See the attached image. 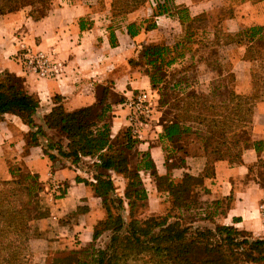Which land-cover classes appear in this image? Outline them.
I'll return each instance as SVG.
<instances>
[{"label":"trees","instance_id":"16d2710c","mask_svg":"<svg viewBox=\"0 0 264 264\" xmlns=\"http://www.w3.org/2000/svg\"><path fill=\"white\" fill-rule=\"evenodd\" d=\"M54 1L0 0V16L27 8L28 16L39 21L47 16ZM97 1L99 0H95V3ZM149 1L110 0L108 16L113 20L114 15H128ZM153 1L152 18L143 22L146 23L145 30L155 27L156 17L176 13L179 14L178 20L182 26L181 34L176 37L172 46L164 43L142 44L138 49V59L130 60L129 65L148 77L150 90L158 93L159 106L168 107L166 114L171 115L169 120H160L162 133L159 141L166 161L169 159L168 155L175 156L178 152H181L182 158L178 157L174 164H167L165 175L157 173L148 153L137 151L138 142L131 136L128 128L111 137V105L125 101L123 96L112 92L111 82L97 88V102L92 106L65 111L60 99L54 98L57 104L44 116L43 125H38L33 116L39 108V99L25 91L21 78L8 71L0 72V121L6 114L18 117L30 129L25 138L27 146H40L43 154L53 164L61 162L58 157L70 160L72 165H77L83 158L92 160L90 177L76 176L75 182L87 186L92 196L101 200L103 217L94 225L91 240L94 242L103 232H109L108 243L103 249H95L88 244L77 253L60 252L52 264H135L138 261L140 264H218L211 259V255L222 258L219 262L221 264H264V238L254 239L246 231L208 218H199L194 223L209 222L214 224L213 229H193L192 224L182 223L184 214L191 209L192 203L187 200L194 190L197 192L202 189L207 193L203 180L214 175L215 162L226 161L230 166L242 162L243 153L247 149L245 142L231 139L229 156L224 157L221 151L228 144L224 137L236 130L243 131L250 127L253 107L260 96L264 98V91L261 94L254 92L251 95H239L231 89L229 103L232 107L229 110L228 126L221 119V110L211 111L210 106L203 107L192 102L202 98V94L190 91L184 98H178L181 92L177 94L175 89L181 81L163 88L167 79L166 70L177 60L184 58L185 48L190 44L188 39L192 37L191 32L197 29L192 28L196 18H190L186 8L172 10L173 7L168 6V0ZM79 26L84 28L82 20ZM140 28L141 25L129 24L127 34L134 37ZM108 36L110 45H114L111 29ZM226 38V45L246 46L244 60L257 61L260 66L258 71L250 73L252 90H264V27L245 28ZM200 45L204 47L203 43ZM230 78L234 82L232 73ZM188 98L193 100L187 101ZM190 112L195 115L190 116ZM195 121L208 132V136L203 132L199 133V149L205 158V167L202 175L184 173L180 180L175 181L170 177V166L185 167V157L195 155L181 144L185 135L193 129L188 123ZM62 142H66V150H63ZM253 148L257 153L262 152L264 144L254 141ZM132 153L137 157L134 170L129 168ZM256 164L262 166L264 174V160L259 159ZM252 167H249V172ZM108 171L121 175L126 180L123 198L114 196V185ZM8 172L11 179L3 182L0 188V264H24V242L35 235L30 223L46 214L45 209L33 201L34 194L41 191L42 183L24 163H18V167L9 166ZM142 173H149L159 192H167L170 210L177 214L144 220L134 217L138 204L141 203L140 207H143L142 203L147 202L146 190L140 179ZM261 185L264 187V183ZM64 195L65 189L61 190L59 198ZM225 200L229 201V197ZM124 204L128 208V222L121 214ZM170 219L173 221L170 222Z\"/></svg>","mask_w":264,"mask_h":264},{"label":"crops","instance_id":"0c3cea01","mask_svg":"<svg viewBox=\"0 0 264 264\" xmlns=\"http://www.w3.org/2000/svg\"><path fill=\"white\" fill-rule=\"evenodd\" d=\"M92 1L55 0L47 16L39 21L28 16L27 8L0 16V72L8 71L21 78L25 91L39 99V108L33 116L38 125H43L44 116L57 104L54 98L60 99L65 111L92 106L97 102V88L111 82L112 92L125 99L121 104L111 105L113 117L110 130L111 137H115L127 128V103L137 93L151 91L148 77L129 65V61L138 59V49L142 44L164 42L172 46L176 37L181 34L182 26L178 20L179 14H164L155 18L153 29L145 30L146 23L143 22L152 18L153 12L148 2L146 9L136 10L121 22L111 24L115 44L110 45L107 29L111 21L108 16L109 2L104 10H96L95 0ZM168 3L173 7L172 10L186 8L190 18L213 14L224 7L226 18L222 24L224 31L231 35L253 26L264 27V0H168ZM81 20L83 29L79 26ZM89 23L92 25L89 26ZM132 23L141 25L134 37L127 34V26ZM215 30L211 21L200 29L201 32L209 31L211 39ZM21 42L34 49L52 50L61 63V74L56 79H40L23 71L17 59ZM245 48V45H229L228 57L233 63L236 90L242 94H248L252 90L250 73L257 64V61L243 59ZM155 123V129L148 135L144 134V140H137L136 148L139 153H148L157 173L165 175V152L159 141L162 126L158 120ZM29 130L18 117L10 114L4 115V120L0 121V180L10 179L7 161L21 160L31 173L38 176L40 182L52 183V190L54 187L65 189V195L57 201L58 211L66 214L81 202L88 206L84 225L75 226V231H81L78 234L80 239L84 236L85 242L89 241L93 224L96 219L103 217V210L99 199L92 196L88 187L76 183L75 177H81L83 172L82 177L87 178L88 173L78 166L82 160L91 159L83 158L77 165H72L70 160L58 157L61 162L53 164L43 154L40 146H27L24 136ZM249 137V146L245 149L239 165L230 166L226 161L215 162L214 175L203 180V186L207 190L204 197L210 203L208 210H212V218L217 223L246 231L254 239H263L264 187L261 184L264 179L261 183L258 176L256 179L252 178L249 167L254 166L259 159L264 160V151L257 153L253 148L254 141L264 144V99L259 100L253 107ZM62 145L63 150H66V142H62ZM52 153L56 154L55 151ZM176 159L178 158H169L168 165L176 163ZM204 167L205 158L201 154L190 155L185 157V167L170 166L169 173L177 181L184 173L202 175ZM141 175L151 182L149 185L152 195L146 189L148 198L154 196L156 200L151 211L159 212L165 204L163 202H169L168 194L157 190L149 173ZM227 197H231L229 201L225 200ZM222 200L228 202L223 212L217 209L221 203H216ZM45 223L46 221L43 226Z\"/></svg>","mask_w":264,"mask_h":264},{"label":"rangeland","instance_id":"374dc122","mask_svg":"<svg viewBox=\"0 0 264 264\" xmlns=\"http://www.w3.org/2000/svg\"><path fill=\"white\" fill-rule=\"evenodd\" d=\"M107 2L110 0H99L95 3L96 10H104ZM170 3H168L169 5ZM171 5V4H170ZM147 3H143L136 10L139 9H146ZM135 10V11H136ZM226 10L223 7L222 9H218L214 11L213 14H204L199 17H196V21L192 24V28L195 29L192 33V37L190 40V44L187 45L184 51V58L177 60L174 65H172L168 70L167 79L165 80L164 84L162 85L163 88H167L170 85L174 84L176 81H181L180 85L176 87L177 94L181 92L178 98H184L187 92L195 91L197 94H202L203 97L199 100L197 99H190L188 98L187 101L194 102L195 104H201L203 107L210 106L214 110H221L223 114L222 120L227 123L229 126V110L231 109L232 105L229 103V91L236 92L239 95H251L254 92H258L261 94L264 90H250L248 94L238 93L236 90L237 82L234 79V82L230 78V74L232 73L235 78V74L233 73V63L228 59L229 57V45H226L227 38L226 36L229 35L226 31H224V26L222 24L223 20L226 18ZM127 15H114L113 20H111L109 29H111V24L113 22L119 23L125 18ZM151 20V18L147 19ZM146 21V20H145ZM212 22L216 30L214 31L213 39L211 36L208 35L209 31H200L205 26L208 25V22ZM108 29V28H107ZM164 43V42H162ZM200 43L204 44V47L200 45ZM238 52V51H235ZM231 54V53H230ZM232 55V54H231ZM234 59V57H233ZM258 63L254 65L252 72L258 71L259 69ZM231 72V73H230ZM182 80L185 82L183 83ZM251 81V79H250ZM252 85V84H251ZM150 90V89H149ZM167 90V89H166ZM150 93H155L156 97V104H154L152 108L151 114V122L148 129L145 131V134L148 135L150 131L155 129L153 127L156 124V120H158L159 124L161 125V119L166 118L169 120L171 115H167L166 112L168 111V107H160L159 106V97L157 91H147ZM168 93V92H167ZM264 99L263 96L257 100ZM181 104V103H180ZM173 113H175L173 111ZM190 116H194L195 113H188ZM4 120V118L2 119ZM154 123V124H153ZM188 125H191L193 129L186 134L184 139L182 140V145L186 146L188 152L193 153L195 155L201 154L200 142H199V133L203 132L206 136H208V132L206 131L203 125L198 124V122H190ZM198 134H197V133ZM28 133V132H27ZM25 134V138L26 135ZM250 127L245 130H236L231 134H227L224 139L228 143L225 148L221 151L222 155L229 156V141L231 139H236L240 141H244L246 147L249 146L250 142ZM132 136V135H131ZM136 140V139H135ZM137 141V140H136ZM232 151L230 150V153ZM178 155V156H177ZM177 155L170 156L168 155L167 158H182L181 152H178ZM91 161V160H90ZM89 160H82L79 164V168L82 171H86L88 176L90 177V173L92 172V163ZM166 161V160H165ZM18 163L23 164L21 160H9L7 161V167H18ZM137 157L134 153L130 157L129 161V168L134 170L136 168ZM166 164L168 162L166 161ZM251 176L252 178L256 179L258 176L259 181L261 183L264 179L263 169L262 166L259 164H255L251 169ZM10 175V174H9ZM84 176L83 172L81 177ZM87 176V177H88ZM114 185V196L123 198L124 186L126 184V180L121 175L110 174ZM86 178V177H82ZM152 178V177H151ZM11 179V176H10ZM9 179V180H10ZM140 179L145 186V190L147 189L150 194L151 182L147 180L145 176L140 175ZM6 180V181H9ZM152 184L155 185V181L152 178ZM5 181L0 180V188L2 183ZM42 183L41 191L35 193L33 196V201L35 204L39 205L40 207L44 208L46 214L43 218L37 219L30 223V228L32 232H35V235L30 238L28 241L24 242V264H52L54 258L60 252H78L81 248L90 244L95 249H103L105 248L106 244L109 240V232H103L96 241L92 242L91 238L89 241L85 242L86 239L84 236L79 238L78 234L81 231H75V226H83L84 225V216L88 212L89 208L83 202L78 203L72 209V211L63 214L59 213L57 208V201L59 200V195L63 188L57 189L56 187L53 188L52 183ZM150 184V185H149ZM87 187V186H86ZM89 189V188H88ZM90 190V189H89ZM206 193L203 190H194V193L190 195V198L187 200L192 203L191 209L184 214L182 218V223L185 224H192L191 227L195 228H214V224H210L209 222L206 223H194L199 218L210 219V221L215 222L212 218V210H208L209 206L211 207L210 203L205 200ZM152 195V192L151 194ZM94 197V196H93ZM154 197V196H153ZM152 196L148 198L147 202L142 203L144 206L140 207L138 204L137 208L135 209L133 215L138 220H144L149 217H162L165 214L174 215L177 214L176 211L170 210L169 203L166 201L163 202L162 209L159 212L151 211L152 205L156 202L155 198ZM96 198V197H95ZM231 197H229L230 199ZM99 199V198H98ZM228 200V199H227ZM149 201V202H148ZM161 201V200H160ZM100 205L101 200L99 199ZM216 203H221L217 209L224 211V208L227 206L228 202L225 200L218 201ZM150 204V205H149ZM156 204V203H155ZM215 205V202L212 203ZM201 208V209H200ZM114 213V210H112ZM210 212L208 215L207 213ZM220 212V211H219ZM121 214L126 222L129 221L128 218V208L124 204V210L121 211ZM177 216V215H175ZM205 216V217H202ZM214 217V216H213ZM101 219V218H100ZM99 219H96L94 225ZM46 221L45 225L43 226V222ZM170 222L173 221L172 219L169 220ZM198 222V221H197ZM92 227V230H93ZM92 237V233H91ZM211 259L216 260L218 264H221L223 259L220 258L218 255H211ZM135 264H140V262H135Z\"/></svg>","mask_w":264,"mask_h":264},{"label":"built area","instance_id":"2783aa9c","mask_svg":"<svg viewBox=\"0 0 264 264\" xmlns=\"http://www.w3.org/2000/svg\"><path fill=\"white\" fill-rule=\"evenodd\" d=\"M151 7L154 1H149ZM18 64L23 71L40 79H56L61 74V63L55 58L52 50H39L24 46L21 42L17 54ZM155 93L142 91L132 97L127 103V128L132 137L138 141L144 140L145 131L151 122L152 108L156 104ZM264 213V207H262ZM264 219V214H263Z\"/></svg>","mask_w":264,"mask_h":264}]
</instances>
